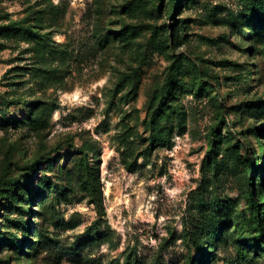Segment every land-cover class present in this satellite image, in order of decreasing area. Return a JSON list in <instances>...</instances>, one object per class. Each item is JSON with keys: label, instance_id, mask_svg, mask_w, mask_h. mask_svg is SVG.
Here are the masks:
<instances>
[{"label": "rangeland", "instance_id": "374dc122", "mask_svg": "<svg viewBox=\"0 0 264 264\" xmlns=\"http://www.w3.org/2000/svg\"><path fill=\"white\" fill-rule=\"evenodd\" d=\"M256 2L0 0V264H264Z\"/></svg>", "mask_w": 264, "mask_h": 264}, {"label": "trees", "instance_id": "16d2710c", "mask_svg": "<svg viewBox=\"0 0 264 264\" xmlns=\"http://www.w3.org/2000/svg\"><path fill=\"white\" fill-rule=\"evenodd\" d=\"M169 1L172 4L175 3V5H177V0H169ZM253 10L254 13H256L258 16L264 15V4L256 2L253 7ZM0 28H3L4 30H8L9 26L6 25ZM29 32L33 33L31 29H29ZM257 34H259V32ZM257 103L258 101H253L251 108H255L258 110V108L262 107V104L258 105ZM152 140H155V136H152ZM242 151H244V153L240 154L239 151L237 153L238 155L237 157L241 159L240 161H242L248 168H252L254 172L258 167V164L254 161V157H252V155L249 154L247 148L244 147ZM248 183L251 188L252 187L251 178H248ZM248 195H249V207L254 214L252 218L258 224L259 227V235H258L259 241L264 240V220L262 217V213H263L262 205L264 204V202H259L257 198L254 196L251 189L248 190ZM207 206H208L207 202H203L202 206L198 207L199 212L203 214ZM215 207L217 209L219 208L218 205H215ZM215 221L216 220H214V217L211 214H209V218H206L205 224L195 223L193 224L191 230L186 231L187 242H189L192 246L197 248L200 253V255L197 258L191 259V264H205L206 263L205 260H207V258L210 257L209 254H207L208 248L212 246L213 242L218 237V230L220 229L218 228V226L215 227Z\"/></svg>", "mask_w": 264, "mask_h": 264}]
</instances>
